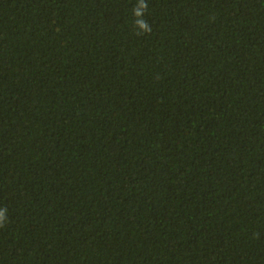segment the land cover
Listing matches in <instances>:
<instances>
[{"label": "trees", "instance_id": "1", "mask_svg": "<svg viewBox=\"0 0 264 264\" xmlns=\"http://www.w3.org/2000/svg\"><path fill=\"white\" fill-rule=\"evenodd\" d=\"M0 211V264H264V0H0Z\"/></svg>", "mask_w": 264, "mask_h": 264}, {"label": "clouds", "instance_id": "2", "mask_svg": "<svg viewBox=\"0 0 264 264\" xmlns=\"http://www.w3.org/2000/svg\"><path fill=\"white\" fill-rule=\"evenodd\" d=\"M146 7H147V5L144 4V3H142V7L139 8V9H136V10H135V15H136V16L141 15V12H142L143 9H145ZM138 23L140 24V27L143 28V29H145L146 31H150V30H151V29L148 27V25H146V23H145L144 21H138ZM3 215H4L3 212L0 211V221H2V219H3Z\"/></svg>", "mask_w": 264, "mask_h": 264}]
</instances>
